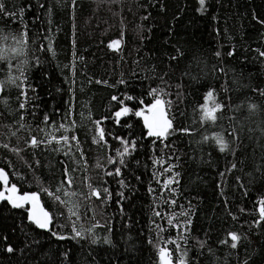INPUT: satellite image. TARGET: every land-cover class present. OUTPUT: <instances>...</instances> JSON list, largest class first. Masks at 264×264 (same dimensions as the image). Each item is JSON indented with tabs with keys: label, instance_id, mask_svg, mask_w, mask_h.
<instances>
[{
	"label": "trees",
	"instance_id": "16d2710c",
	"mask_svg": "<svg viewBox=\"0 0 264 264\" xmlns=\"http://www.w3.org/2000/svg\"><path fill=\"white\" fill-rule=\"evenodd\" d=\"M39 3L45 4V8H39L37 0H8L10 9L12 5L16 8L31 5V10L26 8L24 11V21L28 25L30 37H39L37 45L43 44L46 47L48 40L44 37L50 32L49 38L55 51L53 56L46 51H36L34 46L29 45L30 50L35 51V56L40 58L41 66L33 67L27 74L29 82L37 89V98L30 101L26 120L35 125L40 122L43 113L48 112L50 117H55L57 123L60 122L66 108L65 101L69 99V83H65V79L69 82L73 79L65 66L71 67L75 59L73 53L76 57L83 56V60H75V84L72 85L75 101L72 118L77 122L75 133L86 152L89 165L87 174L93 184H99V170L94 165L98 157L103 159L105 153L98 146L91 145L93 132L90 129L93 125L87 118L89 110L93 119L108 116L118 107L111 101L112 95L122 97L125 92L139 95L145 92L150 84H160L159 80L144 79L145 76L152 75L148 70L153 66L158 71L164 68L168 56L174 55L177 47L181 49L184 57L180 58V67L188 68L191 64L188 69L191 75L202 77L199 83H192L190 77L180 79L179 74L173 77V84L184 85L183 94L179 96L176 95L175 87L165 89L171 93L165 99L172 101L168 115L173 118L174 128L188 126L195 130L192 136L177 132L170 137L174 148L178 149L175 155L180 156L179 161H172L179 165L176 170L181 173L177 202L186 205L187 201H192L196 208L188 240L189 256L193 259V264H236L235 258L230 255L231 250L219 244V240L227 239V231H246L245 221L256 218V199L264 195V190L256 191L254 185L247 183L248 177L245 176V173L252 171L254 164L264 162V96L252 91L253 88L264 90V58L258 55V51L264 50V25L253 19V15L264 19V0H206L207 11L203 13L196 10L199 7L197 0H76L75 8L72 7L71 0H39ZM48 8L51 9L50 13ZM143 16H148L149 19L142 20ZM213 16L216 17L215 20ZM5 25L10 29L17 27L16 24H9L6 18L0 17V28ZM137 25H142V30L138 29ZM122 29L124 35L119 50H109L107 43L112 39H119ZM141 36L145 37L143 41ZM217 50L221 53L219 58L213 55ZM229 51L233 53L231 56L227 55ZM29 59L34 60L31 56ZM197 60L201 63L197 64ZM171 63L176 64L175 61ZM213 65L224 67L226 74L213 75ZM202 68L207 75H203ZM10 72L16 74L14 68H6L4 63L0 62V80L6 79ZM121 78L127 81V86L117 83ZM97 79L106 80L108 83L96 84ZM209 87L214 89L216 102L224 105L216 113L218 119L214 126L199 123V104L202 103V95ZM6 95L12 97L9 107L15 109L16 88L12 87ZM142 98L145 101L150 100L147 95ZM250 103L258 106L256 111L249 110ZM32 105L39 107L34 109ZM56 110H59V114ZM0 111H4L2 104ZM32 111L37 112L34 120L30 116ZM16 115L14 112L11 116H0V144L10 142V147L18 145L21 152L17 156L0 148V168L10 173L9 182L15 183L20 192H39L41 185L48 187L59 183L62 167H75L73 160H78L79 154L74 148L52 151V148L56 147L54 142L52 145H42L40 149L26 148L23 143L27 136L26 130L17 132L19 140L10 135L17 127L12 123ZM125 122L132 127H125ZM3 125L9 127L5 128ZM102 126L109 132L122 133L125 136H140L143 131L142 121L132 114L122 117L120 125L114 124L112 120H105ZM233 132L239 136V140L235 142L233 136L229 135ZM217 133L228 140L230 147L236 148L235 157L230 152L218 151L212 139ZM32 134L37 133L33 131ZM55 134L58 136L61 133ZM204 136H207L208 140L201 142ZM112 143L115 145L116 142ZM148 145L149 141L144 140L143 146L138 147L133 157L129 158L134 173H125L122 177L139 189L130 201L123 202V216L116 207L118 178L105 177L112 199L108 201L106 209H96L95 219L104 225L97 228L96 232L103 236L107 227H112L111 236L117 247H81L84 242L56 241L44 233L39 237L41 246L30 245L37 248L35 251L25 249L24 253L9 255L0 248V264H60L59 252L67 249H70L73 264H91L93 256L96 257L97 264H109L110 259L113 264H154L155 249L147 243L150 237L154 239L156 236L155 225L149 222V218L157 219L150 210L153 197L146 191L153 170L149 159L153 153ZM65 151H68L67 156ZM164 151L171 154L167 149ZM159 152L160 149L157 148L156 153ZM111 154L115 155L114 152ZM234 159L244 160L243 171L238 164L237 169L226 173L225 178L219 177L218 173L224 171ZM83 172L81 166L79 172L71 174L77 177L74 181L77 189L87 192L82 184ZM134 175H140L143 183L135 181ZM236 176H241L242 182L248 188L247 195L236 186ZM218 181L222 186L223 197L220 195L221 189L216 188ZM151 186L159 187L154 181H151ZM159 195L157 193V196ZM40 198L43 206L47 209L53 208L48 196L41 192ZM225 199L228 202V210L237 216V220L234 221L227 215L224 208ZM93 202L94 208L100 203L94 198ZM161 207L168 208L164 204H161ZM241 208L245 210L243 213L240 212ZM169 210L178 211V208ZM13 212L15 215L4 212L0 216V233L7 234L8 243L16 245L21 244L24 235L18 227L14 228V225L21 224V212ZM81 212H84L83 207ZM101 212L104 215H101ZM87 215L90 218L81 221L86 226L94 222L91 219L92 214ZM107 220L113 223L108 225ZM124 221L128 222L129 227H123ZM157 222L165 228L160 234L162 240L166 241L169 235L175 238V231L168 228L166 221L157 219ZM64 231L67 234V229ZM193 237L206 240L207 245L212 248V253H208L207 248L201 249L203 255L197 260L198 245ZM260 238L259 235L253 237L254 240ZM181 246H184L183 243ZM256 261L257 264H264V252L256 256Z\"/></svg>",
	"mask_w": 264,
	"mask_h": 264
},
{
	"label": "snow or ice",
	"instance_id": "6c2138e0",
	"mask_svg": "<svg viewBox=\"0 0 264 264\" xmlns=\"http://www.w3.org/2000/svg\"><path fill=\"white\" fill-rule=\"evenodd\" d=\"M118 2V0H113ZM199 7L196 9L197 12L203 13L207 11L206 0H197ZM39 8H45V4L39 3ZM73 8L76 7V0H71ZM31 10V5H25L20 8H16L12 5L9 8L8 0H0V17L6 18L9 24H16L15 29H10L8 25L0 28V62H3L6 68L15 69V75L10 74L6 79L0 80V104L3 105L4 111H0V116H11L15 112L16 118L12 121L17 127L10 132L12 137L17 140L20 139L17 136L19 131H27V136L24 138L23 143L26 148L40 149L41 146L52 145L55 143L56 147L52 148V151L59 152L62 148L68 150L75 149L79 154L78 160H73L75 167H62L61 169V180L55 185H49L44 187L41 185L40 191H24L20 192L15 183L9 182L10 173L4 168H0V216L4 212L15 215L13 210H20L22 215L21 224L19 226L14 225V228L18 227L24 235V240L21 244L8 243L7 234L0 233V248L3 252L14 255L24 253L25 249L35 251L37 248L32 246H41V240L39 237L46 233L50 238L56 241H73L76 243L84 242V245L89 246H107V248H115L117 245L113 242L111 233L113 232L112 227H107L106 232L103 236L98 235L96 232L97 228L104 227L98 220L95 219V212L97 208L106 209L108 201L112 199V193L107 187L108 181L105 177H113L116 179V183L119 185V190L116 192L118 199L116 200V207L121 216L124 215V201H130L134 197L139 189L133 187L130 181H126L123 177L125 173L131 175L134 173V169L131 168L132 161L129 159L133 157V154L137 151L138 147L143 146V141H149V148L153 155L149 156L153 165L151 181H154L158 188L151 186V181L146 187L147 194L153 197L151 212L158 220L166 221L168 228L175 231L176 236L173 238L169 235L165 240L161 239V233L165 231V228L157 222V219L149 218V222L155 225L156 236L155 238H149L147 243L152 245L155 249V261L154 264H193V259L189 256L190 246L188 245L189 237L191 236V228L193 224V215L195 214L196 208L192 204V201H187V204H178L177 197L178 187L180 185L181 173L176 170L179 165L172 163L180 160L179 155H175L178 149L174 148V144L170 141V137L175 135L177 132L192 136L194 129L188 126L182 128H174L173 118H170L168 112L171 109V99H165L171 95L170 92L166 91V88L175 87L177 89L176 95H182V89L184 85L182 83H172L173 77L179 74L180 79L191 78L192 83H199L202 77L191 75L188 68L182 69L180 67V58L184 57V53L180 48L175 49L174 55L168 56V62L165 67L157 70L155 66L150 68L148 71L152 73L151 76H145L144 79L148 80H159L160 84L155 86L149 85L145 92L139 95L130 94L125 92L122 97L112 95L111 101L115 102L118 107L112 111L108 116H103L99 119H93L89 110L88 119L93 125L90 131L93 132L91 137V145L98 146L103 153H105L103 159L97 158L94 167L99 170V184H93L91 177L87 174L89 167L86 157V152L82 146L78 135L75 133L77 122L72 118L74 115V101L75 94L72 87L75 84V60H83V56L76 57L75 53L71 67L66 65L69 73L73 79L71 82L65 79V83H69L68 95L69 99L65 101L66 108L63 115L60 118V122L57 123L55 117H50L48 112H44L39 123L33 125L26 120V114L28 113V106L32 99H36L35 93L36 87L29 82V76L27 75L33 67H40V58L35 56V51H31L29 45L35 47L36 51H46L55 56L53 44L49 35L44 37L48 40L46 47L43 44L37 45V39L39 37H30L28 31V25L24 21L25 9ZM51 12V9H47ZM163 5H161V11H163ZM216 19L215 16L212 17ZM142 20H148V16H143ZM253 19L257 23L264 25V19L258 18L253 15ZM137 28L142 30V25H137ZM124 32L121 30L119 39L110 40L106 47L112 51H118L123 38ZM264 35V34H262ZM141 41L145 37L141 36ZM75 47V42H73ZM233 53L229 51L227 55L231 56ZM217 58L220 57L221 53L217 50L213 53ZM258 55L264 58V50L258 51ZM33 57L34 60H30L29 57ZM175 61L173 65L171 62ZM197 64L201 63L199 60ZM203 75L208 73L201 69ZM171 73V74H170ZM211 73L226 74L224 67L219 65H213ZM83 75V73H81ZM43 75L46 76V73ZM167 77V79H166ZM92 80L89 78V83ZM96 84L107 85L106 80H95ZM120 85L127 86V81L119 79L117 81ZM163 85L164 87H161ZM116 85H110L115 87ZM190 86V85H189ZM15 87L17 95L15 97L16 106L15 109L9 107V100L12 97L7 96L6 93ZM60 91V89H57ZM253 92H257L260 96H264V90L253 88ZM29 93H32L30 96ZM147 95L150 97L149 101H145L142 97ZM130 104L132 106H130ZM32 107L38 108V105H32ZM224 105L220 102H216L214 98V89L208 88L202 95V103L199 104V123L201 125L210 124L215 125L218 117L216 116L217 111L221 110ZM248 108L250 111H256L258 106L255 104H249ZM59 114V110H56ZM130 114L139 118L142 121L143 131L140 136H125L124 134H115L109 132L102 125L105 120H112L116 125H120L122 117H127ZM37 115L36 111H32L30 116L34 120ZM125 127L131 128L132 125L125 122ZM8 128L9 125H3ZM35 131L37 134L33 135ZM61 133L56 135L55 133ZM233 136V141L239 140V136L233 133H229ZM212 139L215 141V145L218 147L220 153L230 152L235 157L236 148L230 147L228 140H226L220 134H214ZM207 136L202 137L201 142H206ZM115 141V145L112 143ZM0 148L8 150L17 156L20 155L21 148L18 145L10 147V142H4L0 144ZM159 148L160 152L157 154L156 149ZM165 149L171 154H166ZM114 152L115 155H112ZM65 155H68V151H65ZM166 156V159H165ZM23 159V157H21ZM264 161V158H262ZM62 164L64 162H61ZM138 164L139 161H136ZM238 164L241 166L240 170L243 171L244 160L236 161L235 159L230 162V165L224 170L218 173L219 177L225 178L226 173H232L237 169ZM38 166V161L36 162ZM32 165H30L31 167ZM81 166L84 172L81 176L83 187L87 189V192H82L77 189L74 181L77 179L76 176L71 173H76L81 170ZM111 166V167H109ZM248 177L247 183L254 185L256 191L264 190V162L254 164L251 172L245 173ZM135 181L143 183L140 175H134ZM236 186L243 190L244 195H247L248 188L245 183L242 182L241 176L235 177ZM217 189H221L220 195L224 196L221 183L218 181L216 184ZM127 190V191H125ZM44 193L48 196L52 202L53 208L47 209L41 204L40 193ZM157 193L160 195L157 196ZM165 193L167 197L165 198ZM93 198L95 201L100 203L93 207ZM196 199V197H194ZM87 202V203H84ZM161 204L167 205L168 208L161 207ZM81 207L84 208V212H81ZM169 210V209H176ZM224 208L227 211V215L232 220H237V216L228 210L227 199L224 200ZM243 208L240 212H244ZM67 213V214H65ZM91 213V219L94 221L90 225H85L81 221H86L90 217L87 215ZM101 215H104L101 212ZM182 218V219H181ZM60 220V223L57 221ZM106 223L111 225L113 222L107 220ZM25 224L27 230H25ZM247 230L243 232L227 231V239H220L219 244L225 245L231 250L230 255L235 258L236 264H257L256 256L261 255L264 252V195H261L256 199V218L250 221H245ZM123 227H129L128 222L124 221ZM243 228L244 225H241ZM67 229V234L64 231ZM39 230V231H37ZM30 233H32L30 235ZM260 236L259 240H254L253 237ZM193 239H195L193 237ZM197 248V260L199 256L203 255L201 249L207 248L208 253H212V248L207 245L206 240L195 239ZM183 243V247L181 246ZM22 245V246H21ZM168 245H173V248H169ZM127 251V249H126ZM91 255V252L89 253ZM60 264H73L70 259V249L62 250L59 252ZM91 264H97L96 257L93 256ZM109 264H113L111 259Z\"/></svg>",
	"mask_w": 264,
	"mask_h": 264
}]
</instances>
